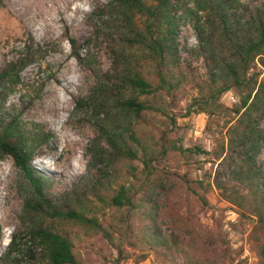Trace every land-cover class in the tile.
Returning <instances> with one entry per match:
<instances>
[{"label": "trees", "instance_id": "trees-1", "mask_svg": "<svg viewBox=\"0 0 264 264\" xmlns=\"http://www.w3.org/2000/svg\"><path fill=\"white\" fill-rule=\"evenodd\" d=\"M191 2L196 17V54L202 57L207 74L204 94L193 98V105L198 112L228 111L233 115L225 136L213 149L220 170L206 187L217 189L221 199L242 212L248 207L247 195L264 203V168L256 162L264 145V9L245 14L238 0ZM95 17H104L110 31L106 41L110 67L93 75L87 93L73 100L68 114V121L86 118L94 128L86 146L82 187L51 194L31 165L35 149L47 141V135L39 129L27 131L17 116L0 113V157H10L21 199L16 215L19 226L11 232L0 264H35L40 254L49 264H78L65 227L90 229L109 237L97 217L89 215L93 208L90 198L114 209H137L142 220L138 229L147 241L154 242L151 249H163L161 256H167L168 262L175 264L174 256H189L190 264H202L204 250L194 240L197 232L183 226L188 246L183 249L171 233L165 236L156 226L155 218L159 211L162 214V196L171 188L167 176L151 166L165 152L155 155L151 148L155 144L147 142L145 131L146 118L163 113L165 98L176 88L178 48L173 4L171 0H107L93 7L87 25ZM70 45L74 47V42ZM37 53L29 44L0 69V103ZM254 62L261 72L249 74ZM229 90L237 95L230 108L219 102V96ZM117 167H123L125 175L136 183H116L113 173ZM196 183L205 190L201 181ZM240 188L246 192L241 193ZM199 198L205 205V199ZM255 216L263 237L252 239V249L255 264H264V216L261 212ZM175 237H180V232ZM195 249L201 254L195 256Z\"/></svg>", "mask_w": 264, "mask_h": 264}, {"label": "rangeland", "instance_id": "rangeland-1", "mask_svg": "<svg viewBox=\"0 0 264 264\" xmlns=\"http://www.w3.org/2000/svg\"><path fill=\"white\" fill-rule=\"evenodd\" d=\"M106 1L0 0V69L19 57L29 44L38 51L20 71L19 83L0 103V113L17 116L27 131L39 129L47 135V141L35 149L31 165L54 195L83 185L80 176L84 174L88 160L86 146L94 128L86 118L68 121V114L73 100L87 93L93 75L110 67L106 46L110 31L106 19L90 18L87 25L93 7ZM171 3L177 26L176 88L165 98L163 113H154L145 120L146 139L148 143L154 142L151 148L155 155L165 152L151 166L155 172L167 176L171 188L162 196V214L158 212L156 226L165 236L171 233L177 246L183 249L188 248L183 226L187 224L185 228L197 232L198 238L194 240L204 250L202 264H255L252 239L263 237V230L255 223V212L264 216V203L247 195L248 207L241 212L221 199L217 189L206 187L220 170L213 149L225 136L227 122L232 123L233 115L228 111L198 112L193 105V98L204 94L207 82L204 61L196 54L194 5L191 0H171ZM238 3L245 14L264 9V0H238ZM139 23L142 26L143 20ZM149 67L153 69L152 65ZM251 72H261L256 62ZM219 102L230 108L237 102L236 92H223ZM256 162L264 168V145ZM113 174L116 183L126 180L136 183L125 175L123 167L114 169ZM16 176L10 157H0V254L11 232L19 226L16 215L21 210V199L16 191ZM196 181H201L205 190ZM240 192L246 190L240 188ZM199 196L205 199V205ZM90 200L93 208L89 215L97 217L109 237L106 239L90 229L65 227L78 264H173L167 256H161L163 249H151L154 242L147 241V236L138 229L142 220L137 209H114L94 198ZM179 232L180 237H175ZM200 254L195 249L194 255ZM142 256L144 259L139 261ZM173 262L190 264L189 256L188 259L174 256ZM35 264L49 263L40 254Z\"/></svg>", "mask_w": 264, "mask_h": 264}, {"label": "bare ground", "instance_id": "bare-ground-1", "mask_svg": "<svg viewBox=\"0 0 264 264\" xmlns=\"http://www.w3.org/2000/svg\"><path fill=\"white\" fill-rule=\"evenodd\" d=\"M56 89V88H55ZM53 104V103H52ZM56 109V107H53L52 111H54Z\"/></svg>", "mask_w": 264, "mask_h": 264}]
</instances>
